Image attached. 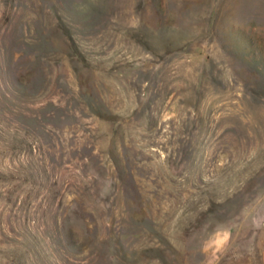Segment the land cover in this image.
I'll list each match as a JSON object with an SVG mask.
<instances>
[{
	"label": "rangeland",
	"instance_id": "rangeland-1",
	"mask_svg": "<svg viewBox=\"0 0 264 264\" xmlns=\"http://www.w3.org/2000/svg\"><path fill=\"white\" fill-rule=\"evenodd\" d=\"M258 4L0 0V264L262 254Z\"/></svg>",
	"mask_w": 264,
	"mask_h": 264
},
{
	"label": "crops",
	"instance_id": "crops-1",
	"mask_svg": "<svg viewBox=\"0 0 264 264\" xmlns=\"http://www.w3.org/2000/svg\"><path fill=\"white\" fill-rule=\"evenodd\" d=\"M261 250H262L261 252L262 254H260L259 257L249 262L248 264H264V249Z\"/></svg>",
	"mask_w": 264,
	"mask_h": 264
},
{
	"label": "bare ground",
	"instance_id": "bare-ground-1",
	"mask_svg": "<svg viewBox=\"0 0 264 264\" xmlns=\"http://www.w3.org/2000/svg\"><path fill=\"white\" fill-rule=\"evenodd\" d=\"M258 13L261 17H264V4H258Z\"/></svg>",
	"mask_w": 264,
	"mask_h": 264
}]
</instances>
